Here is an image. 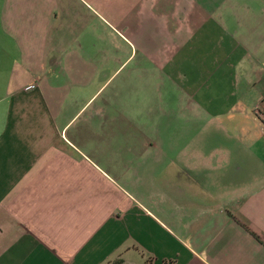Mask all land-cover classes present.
Listing matches in <instances>:
<instances>
[{"label": "crops", "instance_id": "1", "mask_svg": "<svg viewBox=\"0 0 264 264\" xmlns=\"http://www.w3.org/2000/svg\"><path fill=\"white\" fill-rule=\"evenodd\" d=\"M0 46V264H264V0H0Z\"/></svg>", "mask_w": 264, "mask_h": 264}, {"label": "water", "instance_id": "2", "mask_svg": "<svg viewBox=\"0 0 264 264\" xmlns=\"http://www.w3.org/2000/svg\"><path fill=\"white\" fill-rule=\"evenodd\" d=\"M242 141L243 153V172L242 186L251 185L264 177V141L254 135L248 136ZM254 173V174H253Z\"/></svg>", "mask_w": 264, "mask_h": 264}, {"label": "rangeland", "instance_id": "3", "mask_svg": "<svg viewBox=\"0 0 264 264\" xmlns=\"http://www.w3.org/2000/svg\"><path fill=\"white\" fill-rule=\"evenodd\" d=\"M0 62H1V64L3 66H6L7 62H8V58H7L6 54H5L2 46H0ZM147 84L150 86V88H149V91H150L149 102L152 103L154 101L153 94L156 93V92L153 91V87H154L155 84L153 82H151V81H150V83L148 81ZM152 117H153V115H151L149 118H146V120H151ZM162 118L163 119H161L159 122H156V124L154 125L156 128L153 127V125L151 124L152 123V121H151V123L149 124V131L147 133H145L146 134L145 136H147L152 143H158L159 140H158L157 137H160L164 141L163 142H159L158 146L159 147H163L164 144H165V147L167 148L168 145H169L167 143V140H168L169 136L173 133V131L175 129L174 128L175 124H177V123L176 122H171V121L168 122L164 116ZM185 135H186L185 137H187L188 133L185 134ZM181 136L183 137L182 134H181Z\"/></svg>", "mask_w": 264, "mask_h": 264}, {"label": "built area", "instance_id": "4", "mask_svg": "<svg viewBox=\"0 0 264 264\" xmlns=\"http://www.w3.org/2000/svg\"><path fill=\"white\" fill-rule=\"evenodd\" d=\"M31 86L32 85H27L25 88H29ZM251 113L253 117L256 118L258 122L260 123V125L263 127L264 126V108L256 104L251 108Z\"/></svg>", "mask_w": 264, "mask_h": 264}, {"label": "trees", "instance_id": "5", "mask_svg": "<svg viewBox=\"0 0 264 264\" xmlns=\"http://www.w3.org/2000/svg\"><path fill=\"white\" fill-rule=\"evenodd\" d=\"M255 236V235H254Z\"/></svg>", "mask_w": 264, "mask_h": 264}]
</instances>
